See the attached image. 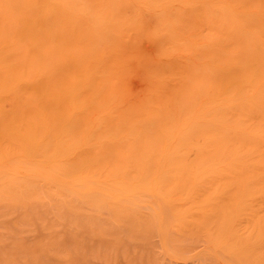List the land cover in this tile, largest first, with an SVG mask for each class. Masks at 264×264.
Wrapping results in <instances>:
<instances>
[{
	"label": "bare ground",
	"instance_id": "obj_1",
	"mask_svg": "<svg viewBox=\"0 0 264 264\" xmlns=\"http://www.w3.org/2000/svg\"><path fill=\"white\" fill-rule=\"evenodd\" d=\"M0 264H264V0H0Z\"/></svg>",
	"mask_w": 264,
	"mask_h": 264
}]
</instances>
